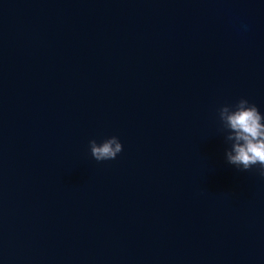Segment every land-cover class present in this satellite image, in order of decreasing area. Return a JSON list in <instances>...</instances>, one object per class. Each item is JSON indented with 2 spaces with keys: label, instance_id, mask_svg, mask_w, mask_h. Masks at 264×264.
Masks as SVG:
<instances>
[{
  "label": "water",
  "instance_id": "obj_1",
  "mask_svg": "<svg viewBox=\"0 0 264 264\" xmlns=\"http://www.w3.org/2000/svg\"><path fill=\"white\" fill-rule=\"evenodd\" d=\"M242 98L264 116V0H0V264H264Z\"/></svg>",
  "mask_w": 264,
  "mask_h": 264
},
{
  "label": "clouds",
  "instance_id": "obj_2",
  "mask_svg": "<svg viewBox=\"0 0 264 264\" xmlns=\"http://www.w3.org/2000/svg\"><path fill=\"white\" fill-rule=\"evenodd\" d=\"M219 118L229 130L227 140L232 142L231 150L225 152L227 163L243 172L259 165V174L264 177V116L258 108L242 98L234 106L221 107ZM89 148L97 162L114 160L123 150L115 136L100 144L90 140Z\"/></svg>",
  "mask_w": 264,
  "mask_h": 264
}]
</instances>
